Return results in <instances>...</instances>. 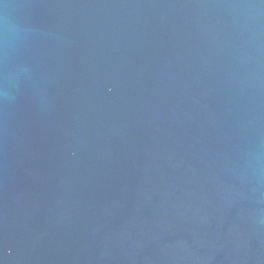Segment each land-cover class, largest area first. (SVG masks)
Segmentation results:
<instances>
[{
  "label": "water",
  "instance_id": "obj_1",
  "mask_svg": "<svg viewBox=\"0 0 264 264\" xmlns=\"http://www.w3.org/2000/svg\"><path fill=\"white\" fill-rule=\"evenodd\" d=\"M0 264H264V0H0Z\"/></svg>",
  "mask_w": 264,
  "mask_h": 264
}]
</instances>
